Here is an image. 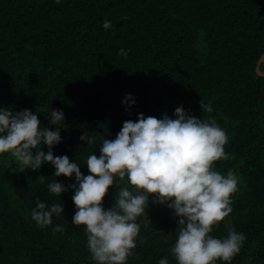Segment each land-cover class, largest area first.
<instances>
[{"label":"trees","instance_id":"16d2710c","mask_svg":"<svg viewBox=\"0 0 264 264\" xmlns=\"http://www.w3.org/2000/svg\"><path fill=\"white\" fill-rule=\"evenodd\" d=\"M263 54L264 0H0V108L29 109L42 126L60 127L54 155H67L85 175L88 154L100 155L101 124L114 139L124 121L141 113L175 118L183 106L225 131L227 158L214 169L231 170L238 183L232 212L211 235L245 234L231 264H264V76L256 69ZM127 94L134 105L122 102ZM202 102L213 111H202ZM52 108L63 111L62 126L50 124ZM85 131L95 144L81 141ZM54 173L48 162L32 170L0 155V264H95L84 226L71 222L74 191L57 196L48 189L56 180L74 184L75 177ZM123 186L127 178L110 187L106 209ZM38 200L64 205L52 217L62 232L37 226L31 210ZM173 211L150 197L127 264L163 257L177 264Z\"/></svg>","mask_w":264,"mask_h":264},{"label":"clouds","instance_id":"9594fccd","mask_svg":"<svg viewBox=\"0 0 264 264\" xmlns=\"http://www.w3.org/2000/svg\"><path fill=\"white\" fill-rule=\"evenodd\" d=\"M57 3L60 0H56ZM104 28L110 21H104ZM122 55H127L120 49ZM134 105L135 99L127 94L122 101ZM202 111L212 112L211 105L201 104ZM175 118L139 114L136 121L123 122L114 139L101 124L100 155L88 154V173L67 155L56 156L53 149L62 142L60 127L51 130L41 125L38 114L29 109L13 111L0 108V155L10 154L21 168L37 170L45 162L54 169L55 177H75L76 183L65 186L59 180L48 184L51 193L61 196L71 188L75 213L71 222L84 226L87 247L95 264H127L137 246L140 217L150 202L165 205L178 217V235L171 249L177 264H231L241 250L244 233L229 231L224 238L211 235L213 227L232 212L231 195L237 190L235 174L226 175L214 169V162L227 158L224 146L228 137L214 121L191 116L183 106L174 109ZM51 125H63L62 110H51ZM89 145L96 137L86 131L80 137ZM47 146L48 151L43 150ZM35 150V151H34ZM127 178V186L119 187L114 202L105 208L103 201L117 180ZM64 205L51 206L37 201L31 210L37 226H53L52 217L60 216ZM158 264H169L163 257Z\"/></svg>","mask_w":264,"mask_h":264},{"label":"water","instance_id":"95a60500","mask_svg":"<svg viewBox=\"0 0 264 264\" xmlns=\"http://www.w3.org/2000/svg\"><path fill=\"white\" fill-rule=\"evenodd\" d=\"M262 62H264V54L260 57V59L258 60V64L256 66L257 72L260 75H263L264 76V72L260 68V65H261ZM262 94H263V97H264V87L262 88Z\"/></svg>","mask_w":264,"mask_h":264}]
</instances>
